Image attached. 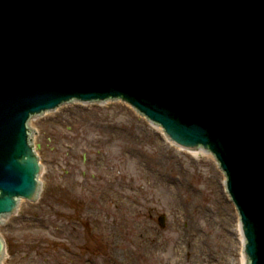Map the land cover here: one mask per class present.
Returning <instances> with one entry per match:
<instances>
[{"label": "water", "instance_id": "water-1", "mask_svg": "<svg viewBox=\"0 0 264 264\" xmlns=\"http://www.w3.org/2000/svg\"><path fill=\"white\" fill-rule=\"evenodd\" d=\"M119 95L216 154L264 264V0H0V221L38 191L31 116Z\"/></svg>", "mask_w": 264, "mask_h": 264}, {"label": "rangeland", "instance_id": "rangeland-1", "mask_svg": "<svg viewBox=\"0 0 264 264\" xmlns=\"http://www.w3.org/2000/svg\"><path fill=\"white\" fill-rule=\"evenodd\" d=\"M63 111L34 126L43 190L0 225L4 264H170L179 233L191 227L204 253H215L210 264H242L239 215L213 158L166 141L127 104ZM219 194L232 208L229 233ZM223 234L236 249L229 252ZM182 258L191 264L193 254Z\"/></svg>", "mask_w": 264, "mask_h": 264}, {"label": "bare ground", "instance_id": "bare-ground-1", "mask_svg": "<svg viewBox=\"0 0 264 264\" xmlns=\"http://www.w3.org/2000/svg\"><path fill=\"white\" fill-rule=\"evenodd\" d=\"M113 103H122V102H121V100L113 101V102L112 101H106L105 103L100 102L98 104L97 103H93V104H90V105L105 106L107 104H113ZM125 103H127V102H125ZM82 104H85V103L78 102L77 100H74L71 103V105H68V103H64L56 111H47V112H44V114L41 117L31 118L30 119V126L32 127V129L34 131H36V129L34 128V126L36 127V122L39 123V122H42L45 119L53 118L57 114H63L65 112L63 110H69L71 108H74V106L82 105ZM122 104H124V103H122ZM132 108L139 115H141L143 118L146 119L145 115H143L142 113L137 111L136 108H134V107H132ZM156 126H157L156 127L157 130H161L164 133V131L162 130L163 128L161 126H158V125H156ZM152 127L155 128L154 126H152ZM164 136L167 139L166 141H170L171 142V139L166 134H164ZM32 137H33V140H34V148H35L36 152H38L37 149H36L37 145L35 143L36 134H33ZM176 147H179V148H181L183 150L185 149L184 147L178 146V145H176ZM185 150H188V152L191 153L196 158L197 157L209 156V158H211V159L213 158L212 160H215V163H216V165L218 167L220 166L219 163H218V160L215 159V156L210 151H206V149H198V150L197 149H194V150L192 149V151L190 149H185ZM221 172H223L222 169H221ZM43 173H44V168H43ZM43 173H42V176H43ZM42 176L39 178L41 183H43ZM225 179H226V177L223 176V179H220V180H222V185H224V191L227 194V197L230 198V195H229V193H228V191L226 189ZM42 190H43V187H41V189H40L39 196L41 195ZM219 201L220 202L217 204V207H218V209H217L218 218L220 219V222L222 223L223 231L229 233V231L231 230L230 227L232 226V222H233V215H232V211H231L232 208L226 201H224V199H223V197L221 195H220V200ZM23 202L27 203V200L20 199V204H19L18 210H17L15 215H17V213L19 212ZM212 215L214 216V214H210V215L206 214V215H204V217L209 218V220H210L209 222L213 223L212 222L213 221ZM12 217L13 216L2 217V220L0 221V225H3L7 221H9ZM241 230H242L241 223L238 220L237 224H236V231H237V233L239 235L238 244H239V250L241 252V257H242L241 263L242 264H247V258H246L245 254L243 252L244 251L245 242H243L244 241V237H243V232ZM185 232H187V233H181V232L179 233V237L176 240V248H174L173 259L170 261L171 262L170 264H182V262L184 261V258H182V257H184V256L189 257L190 254H193V261H192L191 264H210V262L213 259L215 253H212L213 256L208 254V251L206 250V247H205V253H204V245L202 244L203 243L202 236L197 232V230L194 227H191V229H188V231H185ZM223 236H224L223 238H224V241H225L223 243L225 245H227V248H228L229 252H231V251H233L234 249L237 248L236 243L233 242V239L229 235L223 234ZM224 254H226V253L223 252V254H222L223 255V259H222L223 263L226 261V257L224 256ZM3 260L4 259H2V262H3Z\"/></svg>", "mask_w": 264, "mask_h": 264}]
</instances>
